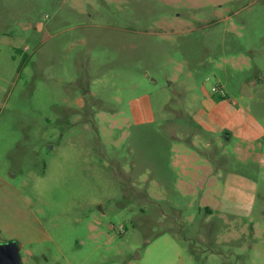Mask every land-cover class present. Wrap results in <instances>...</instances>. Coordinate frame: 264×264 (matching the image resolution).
Returning a JSON list of instances; mask_svg holds the SVG:
<instances>
[{
    "label": "rangeland",
    "instance_id": "rangeland-1",
    "mask_svg": "<svg viewBox=\"0 0 264 264\" xmlns=\"http://www.w3.org/2000/svg\"><path fill=\"white\" fill-rule=\"evenodd\" d=\"M0 176L22 264H264V0H0Z\"/></svg>",
    "mask_w": 264,
    "mask_h": 264
},
{
    "label": "crops",
    "instance_id": "crops-1",
    "mask_svg": "<svg viewBox=\"0 0 264 264\" xmlns=\"http://www.w3.org/2000/svg\"><path fill=\"white\" fill-rule=\"evenodd\" d=\"M40 227L14 185L0 176V231L6 233L5 241H16L21 251L26 243L37 239Z\"/></svg>",
    "mask_w": 264,
    "mask_h": 264
},
{
    "label": "water",
    "instance_id": "water-1",
    "mask_svg": "<svg viewBox=\"0 0 264 264\" xmlns=\"http://www.w3.org/2000/svg\"><path fill=\"white\" fill-rule=\"evenodd\" d=\"M246 92L248 90L244 85L241 94L244 95ZM0 264H22L20 247L16 241L11 240L0 243Z\"/></svg>",
    "mask_w": 264,
    "mask_h": 264
},
{
    "label": "built area",
    "instance_id": "built-area-1",
    "mask_svg": "<svg viewBox=\"0 0 264 264\" xmlns=\"http://www.w3.org/2000/svg\"><path fill=\"white\" fill-rule=\"evenodd\" d=\"M213 91H214L215 93L223 94V90L220 89V88H213Z\"/></svg>",
    "mask_w": 264,
    "mask_h": 264
},
{
    "label": "trees",
    "instance_id": "trees-1",
    "mask_svg": "<svg viewBox=\"0 0 264 264\" xmlns=\"http://www.w3.org/2000/svg\"><path fill=\"white\" fill-rule=\"evenodd\" d=\"M219 94V93H218Z\"/></svg>",
    "mask_w": 264,
    "mask_h": 264
}]
</instances>
